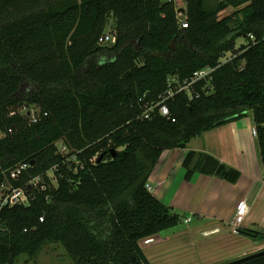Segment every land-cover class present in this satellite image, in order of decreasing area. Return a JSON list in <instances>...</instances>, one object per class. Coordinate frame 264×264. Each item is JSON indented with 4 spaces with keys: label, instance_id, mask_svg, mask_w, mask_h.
<instances>
[{
    "label": "trees",
    "instance_id": "trees-1",
    "mask_svg": "<svg viewBox=\"0 0 264 264\" xmlns=\"http://www.w3.org/2000/svg\"><path fill=\"white\" fill-rule=\"evenodd\" d=\"M184 17L187 27L174 0H0V184L29 196L28 205L0 210V264L53 243L74 264H151L140 241L186 218L146 187L161 154L248 113L264 170V0H186ZM109 21L116 42L100 45ZM229 51L232 60L221 63ZM205 67L211 77L190 97L165 102L168 117L154 107L141 118L171 78L182 82ZM24 106L38 108L35 122L20 113ZM59 140L83 168L73 171ZM19 164L27 167L12 180ZM182 166L185 180L241 176L199 151H188ZM36 176L42 182L29 187ZM225 264H264V249Z\"/></svg>",
    "mask_w": 264,
    "mask_h": 264
},
{
    "label": "crops",
    "instance_id": "crops-1",
    "mask_svg": "<svg viewBox=\"0 0 264 264\" xmlns=\"http://www.w3.org/2000/svg\"><path fill=\"white\" fill-rule=\"evenodd\" d=\"M252 127L250 117H243L202 133L198 136L199 139L203 137L202 140L192 142L198 138L195 137L184 149L165 150L149 175L152 194L185 215V222L191 224L174 232L179 239L188 238V247L184 251L193 255L189 262L197 256L201 263L202 258L206 260L204 264H225L264 249V238L255 241L232 230L236 206L245 200L249 210L240 228L264 233V170ZM204 139L209 142L205 143ZM191 150L214 156L221 163L239 170L241 176L235 183L200 173L185 180L182 160ZM159 234L139 243L151 264L154 258L158 260V250L151 245L162 241H159ZM179 243L185 242L179 240ZM197 243L200 248L195 245ZM242 243L245 245L239 246Z\"/></svg>",
    "mask_w": 264,
    "mask_h": 264
},
{
    "label": "built area",
    "instance_id": "built-area-1",
    "mask_svg": "<svg viewBox=\"0 0 264 264\" xmlns=\"http://www.w3.org/2000/svg\"><path fill=\"white\" fill-rule=\"evenodd\" d=\"M176 14L177 17L181 20L182 27H187V22L185 19L182 18L184 16V12L178 11L176 8ZM251 39H253L252 36H250ZM116 42V35L111 30H106L100 35L98 39V43L100 45H112ZM233 55L232 53L225 52L219 59L221 63H226L230 60H232ZM213 71V68L205 67L199 70H196L193 72L192 76L189 79H184L182 82H179L175 78H171L170 82L168 84V89L165 91L163 95L160 96L159 102L156 104H150L146 103L144 104L145 110L143 114L141 115V118H149L151 112H153L154 107H158V113L162 116L168 117L170 112L168 107L166 106L165 102L173 97L177 93L185 92L189 97L191 96V89L194 84L197 82L204 80L207 81L211 77V73ZM38 108L36 107H28L24 106L20 109V113L25 114L28 116L30 122H35L38 118ZM12 114V113H11ZM251 133L253 136L256 137V129L255 127H252ZM0 137H2V134L0 132ZM57 152L61 155L67 156V161H73L75 164V168L73 169L74 172L77 171V168H83V163L77 158L76 153L74 152L72 148H69L62 140H59L56 143ZM27 167L26 164H19L16 165L10 172V178L12 180H16L20 177V174L23 170H25ZM46 175L52 182L54 186H56V178L54 176L53 170H49ZM42 182L40 176H36L33 178H30L27 181V185L29 187L37 188L38 185ZM147 189L150 190V185H146ZM41 189L45 188V185H41ZM28 189L25 187H15L12 185L10 181L8 182H2L0 184V210L5 207H12L15 205H28L29 204V196L27 194ZM248 205L245 200L240 201L235 209L234 213V219L232 221V230L234 232H237L241 225L243 224L245 217L248 213ZM43 218H40L42 221ZM186 221H189L188 219Z\"/></svg>",
    "mask_w": 264,
    "mask_h": 264
},
{
    "label": "rangeland",
    "instance_id": "rangeland-1",
    "mask_svg": "<svg viewBox=\"0 0 264 264\" xmlns=\"http://www.w3.org/2000/svg\"><path fill=\"white\" fill-rule=\"evenodd\" d=\"M174 3L176 5V8L178 11L183 9L184 13H185L186 0H174ZM234 10L235 9L229 7L225 11L221 12L220 16L222 17V16H226L228 14H231L232 12H234ZM182 18L184 19L185 17L182 16ZM109 22L110 23L108 24L106 30H111V27H112L111 21H109ZM244 42H246V41H244L243 39H238L236 45L239 46L240 43H244ZM248 115L249 116H247V117H250V119H251V114L248 113ZM201 138H203V137H201ZM200 139L198 137V138L194 139L192 142H199ZM203 141H205V139ZM207 142H209V141H205V143H207ZM190 145H191V143H190ZM187 225L190 226L191 224H188L187 222H182L177 227L167 229V230L160 232V234L158 235L159 241L160 240H162V241L160 243L158 242L156 244L151 245V247L154 248L155 251L158 250V257H157L158 260L157 259L155 260V258H154L153 262H152L153 264H200L201 263L199 261V259L197 258V256H195L196 260H194V258H193L189 262V259H191L193 257V255L192 254L188 255L187 251H184V249H186L188 247V245L186 244L188 241V238L187 237L185 239L181 238L185 242V243H183V245H181L179 243V240L182 241L181 239H179L180 236H178L176 233H174V232H177L181 228H185ZM251 239H253V238H251ZM253 240H255V241L261 240V238L260 239L257 238V239H253ZM229 244H231V243H229ZM195 245H197L198 248L201 247L199 243H197ZM241 245L244 246L245 244L244 243L239 244V246H241ZM189 246H190V244H189ZM184 252H186V253H184ZM170 253H171V255H170ZM219 254L223 255V252L220 251ZM162 255H164V256H162ZM201 260H203V262L201 264H204V261H206L204 258H202ZM15 264H74V263L61 244L53 243V244L46 245L43 248V250L34 258L28 257L27 255L19 256L17 258Z\"/></svg>",
    "mask_w": 264,
    "mask_h": 264
},
{
    "label": "water",
    "instance_id": "water-1",
    "mask_svg": "<svg viewBox=\"0 0 264 264\" xmlns=\"http://www.w3.org/2000/svg\"><path fill=\"white\" fill-rule=\"evenodd\" d=\"M180 11H181V12H184V10H183V9H181Z\"/></svg>",
    "mask_w": 264,
    "mask_h": 264
}]
</instances>
